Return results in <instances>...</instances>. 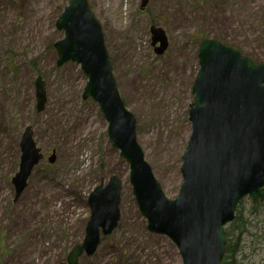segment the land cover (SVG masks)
<instances>
[{
    "label": "rangeland",
    "instance_id": "obj_1",
    "mask_svg": "<svg viewBox=\"0 0 264 264\" xmlns=\"http://www.w3.org/2000/svg\"><path fill=\"white\" fill-rule=\"evenodd\" d=\"M100 22L120 93L137 117L138 142L167 197L178 196L192 133L199 46L217 39L264 63V0H88ZM70 0H0V264H62L82 244L89 197L113 175L123 182L121 219L79 264H183L177 245L152 233L130 183L129 165L111 144L99 104L84 99L87 76L57 65L56 23ZM168 44L162 54L155 34ZM156 40V43L154 42ZM47 84L37 109L35 79ZM43 159L18 196L21 139L27 127ZM246 226L239 264H264V202L239 205Z\"/></svg>",
    "mask_w": 264,
    "mask_h": 264
},
{
    "label": "water",
    "instance_id": "obj_2",
    "mask_svg": "<svg viewBox=\"0 0 264 264\" xmlns=\"http://www.w3.org/2000/svg\"><path fill=\"white\" fill-rule=\"evenodd\" d=\"M56 26L65 33L55 43L57 65H81L88 78L83 98L99 104L111 144L129 164L130 183L148 229L171 238L183 264H221L227 244L225 226L234 220L239 202L246 196L264 201V63H254L217 39L201 40L190 109L192 133L180 169L183 182L178 196L171 199L138 142L136 116L121 96L102 26L88 0H71ZM156 31L161 42L157 52L162 54L167 40L161 29ZM35 87L37 109L43 111L48 97L41 75ZM20 145V172L14 178L18 196L43 159L30 126ZM122 189L120 176L113 175L92 191L86 236L69 253L68 264H79L84 253L94 254L102 234L117 228Z\"/></svg>",
    "mask_w": 264,
    "mask_h": 264
},
{
    "label": "trees",
    "instance_id": "obj_3",
    "mask_svg": "<svg viewBox=\"0 0 264 264\" xmlns=\"http://www.w3.org/2000/svg\"><path fill=\"white\" fill-rule=\"evenodd\" d=\"M239 207L236 210L235 220L226 227L227 245L222 264H239L237 255L241 250L242 239L240 235L243 231V228L246 226L245 220L242 217L241 209Z\"/></svg>",
    "mask_w": 264,
    "mask_h": 264
},
{
    "label": "bare ground",
    "instance_id": "obj_4",
    "mask_svg": "<svg viewBox=\"0 0 264 264\" xmlns=\"http://www.w3.org/2000/svg\"><path fill=\"white\" fill-rule=\"evenodd\" d=\"M147 2H148V0H143V4H144V6L147 4ZM88 3H89V1H88ZM89 6H90V4H89ZM91 8V7H90ZM92 10V9H91ZM93 12V11H92ZM106 44V43H105Z\"/></svg>",
    "mask_w": 264,
    "mask_h": 264
}]
</instances>
